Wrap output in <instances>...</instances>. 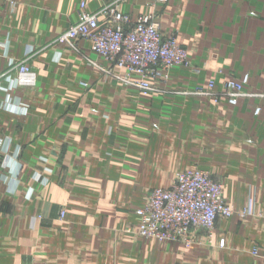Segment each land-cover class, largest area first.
<instances>
[{
    "label": "crops",
    "instance_id": "crops-1",
    "mask_svg": "<svg viewBox=\"0 0 264 264\" xmlns=\"http://www.w3.org/2000/svg\"><path fill=\"white\" fill-rule=\"evenodd\" d=\"M109 1L0 0V73L26 58L37 78L0 92V161L11 171L19 166L12 209L23 219L0 217V264H264L252 253L257 247L264 256V98L231 104L225 96L174 92L211 80L221 91L248 74L245 91L264 93V0L121 3L134 20L157 13L161 30L177 32L199 67L175 66L166 82L152 78L161 89L146 95L104 75L102 67L125 70L89 39L76 50L56 42L81 9L93 13ZM8 99L17 108L5 107ZM41 166L52 170L46 187L33 180ZM186 169L210 171L228 202H253L259 216L220 219L212 239L201 234L190 247L127 232L149 192ZM61 207L66 220L51 221ZM43 212L47 222L31 230L28 219Z\"/></svg>",
    "mask_w": 264,
    "mask_h": 264
},
{
    "label": "built area",
    "instance_id": "built-area-1",
    "mask_svg": "<svg viewBox=\"0 0 264 264\" xmlns=\"http://www.w3.org/2000/svg\"><path fill=\"white\" fill-rule=\"evenodd\" d=\"M127 1L111 0L93 13L81 9L79 20L61 33L56 42L76 50L78 40L89 39L92 49L112 62L114 67L126 70L128 75L135 73L142 78L158 74L161 68L185 64L187 50L174 35L162 33L157 14L142 15L134 20L119 9V5ZM167 1L155 0L156 3ZM102 69L142 90L152 89L146 81L136 83L113 73L114 68ZM3 81L7 85H3ZM36 81V73L26 58L12 60L8 70L0 73V92L9 94L20 86H34ZM248 81V74L241 80L230 78L221 91L214 90L215 84L210 83L208 89L201 88V93L225 96L231 104H237L241 97L246 96L264 98V93L245 91L244 86ZM9 101H6L5 107L17 108ZM260 111L258 107L256 113ZM3 142L0 141L1 148L4 147ZM14 181L17 182V178ZM234 213L240 212L225 201L220 179L207 170L188 169L179 172L170 186L157 187L149 192L144 205L136 211L139 224L134 233L145 239L180 241L190 247L199 241L201 234L211 239L218 220ZM224 243L222 240L220 245L224 246ZM252 253L264 259L258 248H254Z\"/></svg>",
    "mask_w": 264,
    "mask_h": 264
},
{
    "label": "rangeland",
    "instance_id": "rangeland-1",
    "mask_svg": "<svg viewBox=\"0 0 264 264\" xmlns=\"http://www.w3.org/2000/svg\"><path fill=\"white\" fill-rule=\"evenodd\" d=\"M111 1V0H110ZM157 14V13H156ZM157 16H158V18H159V15L157 14ZM160 20V19H159ZM162 31V30H161ZM162 33H164V34H166V35H174L177 39H178V41H179V43L187 50V52H188V54H187V59H186V63L185 64H181V65H175V66H185V67H188V68H192V70L193 71H195V72H198L199 71V67L193 62V60H192V56H191V52H192V49L191 48H188L184 43H182L181 42V40L179 39V36H178V33L177 32H169V33H166V32H163L162 31ZM175 66H173V67H175ZM101 67V66H100ZM173 67H165V69L164 68H161L160 69V71L158 72V74H153V75H150V76H148V77H145V78H142V77H138V78H134L133 76L134 75H136L135 73H131L130 75H128V72L125 70V72L123 73L122 71H117V70H112V68H107L106 70H112V72L113 73H116L117 75H120V76H122V77H128L129 78V80L130 81H132V82H136V83H140V82H143V81H146V82H148L149 84H150V86H151V90H142L141 88H139V87H137V86H135V85H133V84H131V83H129V82H127V81H125V80H122V79H118V78H115V77H113V76H111V75H109L106 71H104L103 69H102V71H103V74L104 75H106L107 77H109V78H113V79H116V80H120V81H122V82H125V83H127V84H129V85H133V86H135L142 94H151V93H153V92H157V91H159L160 89L157 87V86H155L154 85V83L152 82V78H157V79H161V80H163V81H168V79H169V76H170V74H169V71L173 68ZM103 68V67H102ZM192 71V72H193ZM209 84L210 83H214V81L213 80H211V81H209L208 82ZM209 84H208V87H209ZM208 87H198V86H196L195 88H186V89H177V90H174V92L175 93H183V94H189V95H198V96H201V95H204V94H202L201 93V88H203V89H208ZM164 90H167V89H164ZM0 140H2L3 141V137H0ZM4 153H5V151H4ZM45 160L44 159H41V162H44ZM1 163H5L3 166L4 167H6L7 168V172H8V175H6V178L5 179H3V180H1V183H0V191H2V193L3 194H5V198H1L0 197V217H4V218H6V220H14V218H15V220L14 221H16L17 220V222H22L23 221V219H22V216L21 215H18V214H16V215H14L13 214V212H14V210L12 209V207H13V205H14V203H13V199L14 198H16L17 196H18V192L16 193V191H17V188H18V185H19V183H18V174H17V172H18V170H19V166H17V168H14V170L13 171H11V169H10V167L8 166V163H7V161H5V160H2V161H0V164ZM9 170V171H8ZM186 170H188V169H186ZM51 172H52V170H51V168H49V167H44V166H41V168L39 167L38 169H36L35 171H34V181L37 183V184H39V187H46L48 184H49V178L50 177H48L50 174H51ZM179 172H181V171H179ZM178 172V173H179ZM210 172V171H209ZM177 173V174H178ZM17 174V175H16ZM176 174V175H177ZM176 177V176H175ZM14 178H17V182H15L14 181ZM28 186L29 187H26L24 190H25V192H26V194H27V198L29 199V200H31L32 199V197L34 196V193H35V187L34 186H30V184H28ZM49 186V185H48ZM28 189V190H27ZM223 190H224V184H223ZM24 192V193H25ZM223 195H224V193H223ZM2 196H4V195H2ZM7 197H11V198H9V199H7ZM224 199H225V197H224ZM225 201L229 204V205H231V206H234V208L236 209V211L237 212H240V213H243V212H245V211H249L248 213H243V214H240V213H234V214H232L231 216H229V217H223V218H220V219H227V218H232V217H234V216H237L238 218H240V219H246V218H249V217H258L259 216V214L258 213H256L255 212V210H254V204H253V202H249L248 203V205H245L244 207H242V208H238L234 203H232V202H228L226 199H225ZM3 203H5V205H4V207H3ZM3 207V208H2ZM140 208V207H139ZM139 208H137L136 210H135V212L139 209ZM63 212H64V214H63ZM66 214H67V211H66V208H64V207H61V209H60V212H59V215H58V218L56 219V220H53V219H50L51 221H53V222H64L65 220H66ZM136 216H137V214H136ZM219 219V220H220ZM47 218H46V216H45V214H44V212L43 213H36V214H33L29 219H28V221H29V224H30V228H31V230H34L36 227H37V224H40V223H42V222H47ZM218 220V221H219ZM27 221V218L25 219V222ZM138 224H139V221H138V217H136V226H130L129 228L131 229V230H133L132 232L134 233V230H136L137 228H138ZM38 228V227H37ZM36 228V229H37ZM128 228V229H129ZM127 229V230H128ZM126 230V231H127ZM128 232V231H127ZM31 233V232H30ZM134 234H136V233H134ZM137 235V234H136ZM137 236H139V235H137ZM141 237V236H140ZM213 237V236H212ZM145 239V238H144ZM212 239V238H211ZM222 240H224V239H222ZM255 248H257V247H255ZM33 255V254H32ZM32 255H28V256H26V259L25 260H27L28 262H31L32 261V259H33V256Z\"/></svg>",
    "mask_w": 264,
    "mask_h": 264
}]
</instances>
